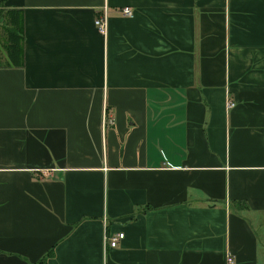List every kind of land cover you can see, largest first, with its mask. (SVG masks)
Wrapping results in <instances>:
<instances>
[{
  "label": "crops",
  "instance_id": "0c3cea01",
  "mask_svg": "<svg viewBox=\"0 0 264 264\" xmlns=\"http://www.w3.org/2000/svg\"><path fill=\"white\" fill-rule=\"evenodd\" d=\"M0 1V264H264V0Z\"/></svg>",
  "mask_w": 264,
  "mask_h": 264
},
{
  "label": "trees",
  "instance_id": "16d2710c",
  "mask_svg": "<svg viewBox=\"0 0 264 264\" xmlns=\"http://www.w3.org/2000/svg\"><path fill=\"white\" fill-rule=\"evenodd\" d=\"M0 1V30L4 36V52L7 63L5 66L20 67L23 60L22 40H23V20L22 12L17 8H4ZM238 204L244 202L238 201ZM235 204V203H232ZM52 249L44 254L36 263L43 264L51 256Z\"/></svg>",
  "mask_w": 264,
  "mask_h": 264
},
{
  "label": "built area",
  "instance_id": "2783aa9c",
  "mask_svg": "<svg viewBox=\"0 0 264 264\" xmlns=\"http://www.w3.org/2000/svg\"><path fill=\"white\" fill-rule=\"evenodd\" d=\"M121 13L124 16H132L133 14V10L129 7V6H123L121 8ZM96 29L98 30L99 33L101 34H105L106 32V25H107V17H106V12L105 10L102 11V13L98 14L93 21ZM234 106V101H232L231 99L228 98L227 100V104L226 107L230 108ZM111 121V120H109ZM123 237V233H117L115 235H111V236H107L105 235V242L106 245H108L109 247H115L118 243V240L121 239ZM225 264H236L235 258L233 257V255L231 253H226V257H225Z\"/></svg>",
  "mask_w": 264,
  "mask_h": 264
},
{
  "label": "rangeland",
  "instance_id": "374dc122",
  "mask_svg": "<svg viewBox=\"0 0 264 264\" xmlns=\"http://www.w3.org/2000/svg\"><path fill=\"white\" fill-rule=\"evenodd\" d=\"M3 44H4V38L0 36V51L2 53L4 52ZM1 62H2V60L0 59V63Z\"/></svg>",
  "mask_w": 264,
  "mask_h": 264
}]
</instances>
